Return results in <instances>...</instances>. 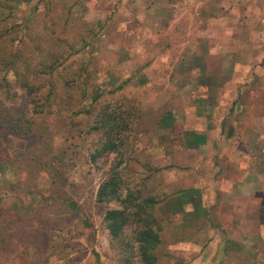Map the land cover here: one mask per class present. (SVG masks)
Listing matches in <instances>:
<instances>
[{
    "label": "rangeland",
    "instance_id": "obj_1",
    "mask_svg": "<svg viewBox=\"0 0 264 264\" xmlns=\"http://www.w3.org/2000/svg\"><path fill=\"white\" fill-rule=\"evenodd\" d=\"M0 2L27 65L0 70V100L32 122L0 128V264H142L136 224L111 239L103 216L122 204L97 199L115 171L122 198L157 199V264H264V0ZM105 105L128 118L126 144L98 156Z\"/></svg>",
    "mask_w": 264,
    "mask_h": 264
},
{
    "label": "trees",
    "instance_id": "obj_2",
    "mask_svg": "<svg viewBox=\"0 0 264 264\" xmlns=\"http://www.w3.org/2000/svg\"><path fill=\"white\" fill-rule=\"evenodd\" d=\"M7 7L5 8L4 4L0 2V10L3 8L7 9ZM5 9L1 10L0 14H4ZM8 10L6 15H9L11 12L10 8ZM11 33L10 26L0 27V70L5 74L12 71L17 76H20L23 74V67L26 69L27 65L24 66L25 60L20 57L22 53L21 49L16 50L12 48V40L9 37ZM56 65H58L57 59L55 55H51L40 62H36L33 67L37 75H51ZM31 83L32 80L30 83H25V91L29 96H32L39 89V87H32ZM68 84L70 85L66 89L71 90L70 88H73V84ZM54 94L55 90L52 86L48 91L46 102L50 101ZM115 109H110L109 105H105L98 113V125L92 127V129L101 131L105 136V141L101 146L98 156L107 152L121 150L126 144L124 132L127 129L129 120L124 116V111L119 113ZM88 111V109H85L84 112ZM31 124L32 122L28 118L26 119L22 115L13 113V110L6 107L3 101L0 100V128H3L5 133L22 135L27 129H30ZM28 138L29 142H31L34 136L30 135ZM118 164L120 163L113 166L112 170ZM120 190L121 182L118 179L116 171L110 177L104 179L97 190L98 201L116 200L122 204L121 207L109 208L104 213L103 219L108 235L113 240L120 239L125 227L130 222L135 223L137 229L134 232L133 239L136 242L138 260L142 264H157L159 259L157 250L161 243L159 233L161 226L154 215V207L157 199L153 195L144 194L141 189L136 191L131 190L127 192L126 197L122 198Z\"/></svg>",
    "mask_w": 264,
    "mask_h": 264
},
{
    "label": "crops",
    "instance_id": "obj_3",
    "mask_svg": "<svg viewBox=\"0 0 264 264\" xmlns=\"http://www.w3.org/2000/svg\"><path fill=\"white\" fill-rule=\"evenodd\" d=\"M250 10H251V8H250V6H249V8H248V10L246 11V13L247 14H249L250 13ZM263 20H264V18H263ZM251 32H255L254 30H251ZM256 38V35L254 36V41H256V40H260V39H255ZM201 60H202V58H201ZM200 60V61H201ZM236 58L233 60V67L236 65ZM156 65V64H155ZM175 65V63L174 64H172V66L171 67H169V65L167 66V67H165V68H167L168 69V71H171L172 70V68H173V66ZM147 67L148 66H146V68H144L145 69V71L143 70V72L144 73H141L142 75H141V80L140 81H144L145 82V80H146V77L147 76H149L146 72H147ZM150 67V66H149ZM156 67L157 68H159V71L161 70V66L160 65H156ZM201 67H203V68H205V65L204 64H202V66ZM192 68V65H189V67H184L183 68V71H180V72H178L177 74H184L183 72H185V74L188 72V71H190V69ZM165 69H163L162 71H164ZM200 67L198 68V71H199V73L198 74H200ZM201 76L202 75H204V79H205V74H204V72H202L201 74H200ZM196 76H198L199 77V75H196ZM174 79V78H173ZM208 125H210V124H208ZM208 132H210V130H208L207 131V135H204L205 133H203V132H200V133H194V135H193V138L190 140V142H189V144H193V145H199V144H201V143H204V142H206V141H208V139L210 140L211 139V137L209 136V134H208ZM247 185H249V184H247V183H244L242 186L241 185H237V187L235 188V190L236 189H243L244 187H246ZM236 186V185H235ZM250 186V185H249ZM237 191V190H236Z\"/></svg>",
    "mask_w": 264,
    "mask_h": 264
}]
</instances>
